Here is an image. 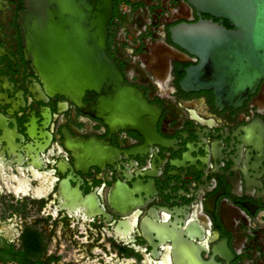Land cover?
Returning <instances> with one entry per match:
<instances>
[{"label": "flooded vegetation", "instance_id": "1", "mask_svg": "<svg viewBox=\"0 0 264 264\" xmlns=\"http://www.w3.org/2000/svg\"><path fill=\"white\" fill-rule=\"evenodd\" d=\"M113 1L107 54L153 107L140 128L49 92L24 0H0V264H264V79L218 106L182 85L200 58L172 38L212 16L192 0ZM89 150L103 166H85Z\"/></svg>", "mask_w": 264, "mask_h": 264}, {"label": "water", "instance_id": "2", "mask_svg": "<svg viewBox=\"0 0 264 264\" xmlns=\"http://www.w3.org/2000/svg\"><path fill=\"white\" fill-rule=\"evenodd\" d=\"M192 4L212 18L172 29L174 42L200 58L182 85L214 89L218 106L238 107L264 79V0H192ZM24 5L19 23L27 57L49 92L70 97L111 127L146 124V113L153 114V107L126 82L107 54L113 0H24ZM92 90L98 98L85 104L83 95ZM149 125L154 127V122ZM86 154V167L97 165L95 160L103 166L107 159L90 150Z\"/></svg>", "mask_w": 264, "mask_h": 264}]
</instances>
